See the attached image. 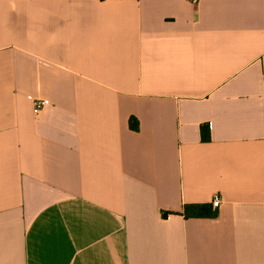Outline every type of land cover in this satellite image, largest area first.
<instances>
[{"label": "crops", "instance_id": "1", "mask_svg": "<svg viewBox=\"0 0 264 264\" xmlns=\"http://www.w3.org/2000/svg\"><path fill=\"white\" fill-rule=\"evenodd\" d=\"M0 264H264V0H0Z\"/></svg>", "mask_w": 264, "mask_h": 264}, {"label": "trees", "instance_id": "2", "mask_svg": "<svg viewBox=\"0 0 264 264\" xmlns=\"http://www.w3.org/2000/svg\"><path fill=\"white\" fill-rule=\"evenodd\" d=\"M130 126L134 130H138L139 129L138 119L131 117L130 118ZM202 132H203L204 139L209 138V134L206 135L204 133V127L202 128ZM185 211H186V213L194 215V216H215L217 214V211L212 209L211 203L186 206ZM165 215H168V213H165Z\"/></svg>", "mask_w": 264, "mask_h": 264}, {"label": "built area", "instance_id": "3", "mask_svg": "<svg viewBox=\"0 0 264 264\" xmlns=\"http://www.w3.org/2000/svg\"><path fill=\"white\" fill-rule=\"evenodd\" d=\"M50 103L48 98H40L34 100V108L36 112L41 111L44 107H46ZM222 203V198L219 195H215L211 201L213 208H219Z\"/></svg>", "mask_w": 264, "mask_h": 264}]
</instances>
